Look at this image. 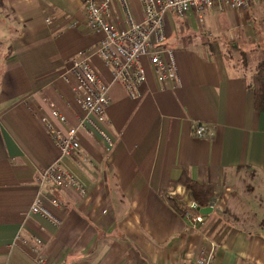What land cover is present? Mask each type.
Masks as SVG:
<instances>
[{"label": "crops", "instance_id": "0c3cea01", "mask_svg": "<svg viewBox=\"0 0 264 264\" xmlns=\"http://www.w3.org/2000/svg\"><path fill=\"white\" fill-rule=\"evenodd\" d=\"M125 1L140 20L139 1ZM259 5L264 0L247 6L251 15L261 12ZM110 7L113 24L122 26L116 0ZM228 11L235 12L206 13L210 29L201 37L181 35L173 48L166 44L176 89L158 91L149 74L141 97L130 99L110 83L93 51L100 35L86 27L82 0H0V264H38V254L55 264H183L203 251L210 264H264V113L253 106L251 66L232 65L224 49L237 57L257 51L264 19L258 26L249 17L234 24ZM50 15L55 19L46 24ZM193 18L190 11L181 19L187 27ZM225 27L239 47L216 41ZM83 52L109 85L105 132L113 145L105 152L99 139L81 134L86 162L66 158L65 164L84 192L53 193L38 183L40 169L58 156L40 118L51 119L56 109L69 126L76 124V84L62 75ZM194 123L211 136H193ZM183 175L197 187L181 185ZM38 195L59 225L28 212ZM212 197L226 211L211 212L193 228L178 205L201 207Z\"/></svg>", "mask_w": 264, "mask_h": 264}, {"label": "built area", "instance_id": "2783aa9c", "mask_svg": "<svg viewBox=\"0 0 264 264\" xmlns=\"http://www.w3.org/2000/svg\"><path fill=\"white\" fill-rule=\"evenodd\" d=\"M141 9L140 20H134L125 0H116L123 15L122 26L118 27L111 20V0H82V11L86 27L100 35L93 51L109 70L110 83L122 87L130 99L141 97V87L150 75L154 78L158 91L174 90L179 86L177 69L172 51L166 46V14L171 12L176 17H184L193 12L198 21L204 20L205 14L212 11L243 10L259 0H138ZM55 17L46 18V24ZM88 52L80 53L68 61L62 78L65 82L73 80L76 84L75 103L80 111L76 124L69 126L65 117L56 109H50V117H41L49 139L58 150V156L50 165L39 171V186L49 192L74 188L84 192L82 184L65 164L66 158H75L86 162L81 152L80 135L99 139L105 146V152L112 148L113 141L105 132L108 124L106 109L109 104V85L104 83L87 59ZM53 120L56 122L54 123ZM192 135L196 138H208L211 131L201 123H194ZM171 198V196H169ZM51 204L58 206L56 199ZM180 213L189 224L196 228L204 222V217L195 210L197 205L191 202ZM201 208H210L211 212H220L219 199H212ZM31 215H38L59 225V221L49 212L41 195L29 206ZM39 243V241H36ZM35 251L34 246L26 245ZM34 247V248H33ZM38 264H55L47 257L38 254ZM210 253L203 251L197 257L183 264H210Z\"/></svg>", "mask_w": 264, "mask_h": 264}, {"label": "rangeland", "instance_id": "374dc122", "mask_svg": "<svg viewBox=\"0 0 264 264\" xmlns=\"http://www.w3.org/2000/svg\"><path fill=\"white\" fill-rule=\"evenodd\" d=\"M259 7L261 8V12L260 11L257 12L256 15L255 14L251 15L250 12H253V11L248 10V8L247 9H243V10H234L235 12H233V11L229 12L228 11L227 12L228 13V18H231L230 22H232V23L234 22V24H235V20H238V23H241L242 21L247 22L248 17H249L248 23H250V25L251 24L252 25L255 24V25L258 26L259 22L264 19V5H261V6L259 5ZM231 12L237 13V15L234 16ZM167 16L169 17V21L168 22H169V24L171 26V29H172V32H171L170 36L167 38V41H166L167 46H169L170 48H173V44L175 43V41L179 37H181V35L183 36V39H188V38L194 39V37L195 38H199L202 35H204V33L206 31H208V29H210V26L207 24V21H205V20H202V22H201V21H198L197 19L195 20L193 18L192 23L191 24L188 23V26L186 27V24L184 25L185 21L182 20L181 18H178V17L173 16V15L169 16L168 14H167ZM166 23H167V20H166ZM225 28L226 29H224V31L221 32V35H219V36H217L215 38L216 41L219 42V39L221 41L222 40L226 41V39H227V41H228V39H229V40H232L230 42V46L235 45V47H236V45H237L239 47L238 42L235 41L236 40L235 37L228 38V33L226 31L228 29V27H225ZM229 29H230V27H229ZM220 36H221V38H220ZM262 38H263V40L261 42L257 43L258 45H254L256 47L257 51L251 52L250 54H247V61L246 62L249 64V66H251L249 68V70H251V68L254 67V66H252V65H254L253 61L255 59H257V56L264 55V36ZM212 39H214V38H212ZM218 45H219V43H218ZM222 45H224V44H222ZM219 46L222 47L221 44ZM3 47H4V44L3 45L0 44V50H3ZM224 49H225V52H226V49L229 51L228 52V56H229L228 58H231V60L233 62L232 65H234L235 62L237 63V61L239 63H240V61H243V59L241 57H239V56L237 57V55L234 54L235 52L231 51L232 49L230 50L228 45H224ZM222 54H223V52H222ZM240 65H241V63H240ZM171 199H173L176 203H178L179 196L176 197L175 195H173V196H171ZM212 199H213V197L209 198L210 201ZM179 203L181 204V202H179ZM222 206H223V204H222ZM224 211H226V209L224 207H222V210L220 212H216L215 215H219L220 216V214L222 212H224Z\"/></svg>", "mask_w": 264, "mask_h": 264}, {"label": "trees", "instance_id": "16d2710c", "mask_svg": "<svg viewBox=\"0 0 264 264\" xmlns=\"http://www.w3.org/2000/svg\"><path fill=\"white\" fill-rule=\"evenodd\" d=\"M242 55L243 57H240L243 59V62L249 66V64L246 62L247 54ZM253 63L254 65L252 66L254 67L251 69L252 74L249 90L253 97V106L255 111L264 113V55L257 56V59H255ZM179 183L189 190L195 189L197 187L187 176L184 175L179 179ZM198 192L201 193V191Z\"/></svg>", "mask_w": 264, "mask_h": 264}, {"label": "water", "instance_id": "95a60500", "mask_svg": "<svg viewBox=\"0 0 264 264\" xmlns=\"http://www.w3.org/2000/svg\"><path fill=\"white\" fill-rule=\"evenodd\" d=\"M195 210L201 214L202 216H207L211 213V209L210 208H201L199 206H195Z\"/></svg>", "mask_w": 264, "mask_h": 264}]
</instances>
